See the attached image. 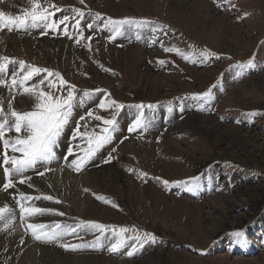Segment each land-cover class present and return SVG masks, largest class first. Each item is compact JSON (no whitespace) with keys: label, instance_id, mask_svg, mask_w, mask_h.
<instances>
[{"label":"rangeland","instance_id":"obj_1","mask_svg":"<svg viewBox=\"0 0 264 264\" xmlns=\"http://www.w3.org/2000/svg\"><path fill=\"white\" fill-rule=\"evenodd\" d=\"M185 2L184 9L172 0H84L83 4L80 0H40L42 5L54 3L63 9L56 17H72V9L85 12L84 39L79 44L74 19L68 22L69 35L62 31L42 35L43 29L0 31V57L61 73L77 87L78 98L84 91L105 90L85 98L74 110L56 148L57 159L45 166L50 170L44 177L37 174L43 170L39 166L27 173L32 177L29 183L39 191L18 183L7 190L0 187L4 197L0 207L8 205L13 210L10 227L0 222V234L6 241L0 247V264H31L25 256L30 246L51 248L62 260L86 259L87 264H264V0ZM198 6L205 8L206 17L195 12ZM30 7V0H0V11L11 17L23 15ZM95 13L105 21L135 18L153 23L138 31L128 29L123 37L110 40V33L97 27L104 21L87 29ZM147 27L155 29L149 40ZM156 35H160L158 42ZM16 40L30 44L27 48ZM204 50L215 55L205 59ZM249 60L254 67H238ZM144 65L149 67L147 80L139 74ZM16 66L8 65L9 76ZM45 75H36L27 84H36ZM41 87L49 91L46 84ZM205 92H211V97L193 98ZM105 93L125 105L116 117L118 131L112 143L81 171H74L64 158L73 160L80 152L77 145L86 146V140L72 139L75 124L80 123L82 133L94 128L100 131L97 126L102 127V122L85 114L92 111L94 116L111 118L110 110L98 107ZM10 104L21 112L34 107L33 99L19 86L10 87L9 79L8 85L0 86V107L9 113ZM138 104L154 106L144 109L151 124L146 130L128 132L137 115L133 106ZM191 116L199 119L200 129L190 125L187 119ZM69 148L73 155H68ZM2 153L0 143V160ZM109 154L113 159L104 163ZM56 175L59 182L54 184ZM86 175L89 179L83 180ZM42 177L44 187L33 183ZM193 178H197L193 191L177 183ZM5 180L0 167V183ZM20 192L53 196V201L34 203L64 215L23 217L17 204ZM81 221L117 230L135 227L141 234H154L157 240L145 243L129 257L128 246L136 243L131 232L126 234L128 246L112 252L108 248L116 237L111 233L96 248L71 250L38 241L27 228L28 223L76 227L77 232L66 235L62 243L91 245L99 233L78 227ZM237 231L247 240L243 247L232 235ZM149 254L155 263L149 262Z\"/></svg>","mask_w":264,"mask_h":264},{"label":"snow or ice","instance_id":"obj_2","mask_svg":"<svg viewBox=\"0 0 264 264\" xmlns=\"http://www.w3.org/2000/svg\"><path fill=\"white\" fill-rule=\"evenodd\" d=\"M83 4L84 0H80ZM31 7L24 11L23 15L11 17L5 15L0 11V31L8 29L9 31L17 30L23 32H29L32 30L43 29L42 35L48 32L57 33L63 32L64 35H69L70 19L75 20V24L72 26L76 31L75 42L80 43L84 39L83 29L81 23L85 16V12L81 9H72L73 16L64 15L56 17V13L63 11L58 8L54 3H47L42 5L40 0H30ZM55 17V18H54ZM79 17V18H76ZM97 21H104L102 24L97 25L100 30H106L110 33L109 39L115 40L119 37L126 35L128 29L139 30L144 26L151 25L153 22L146 19L137 20L135 18H123L112 19L105 18L100 13H95L92 19L87 22L86 27L88 30H92L93 26L97 24ZM61 25H64L61 29ZM70 38H72L70 36ZM139 38V36L137 37ZM88 41H91V36L88 37ZM91 49L89 48V51ZM165 51H173L171 48H165ZM179 54V49L176 50ZM201 55L207 59L215 55L211 51L204 50ZM186 58V57H185ZM163 63V61H161ZM9 64L17 65L11 70L9 76ZM253 60H249L246 64H239L240 69H247L254 67ZM23 73V75H21ZM46 73L38 83L28 85L27 82L32 80L36 75ZM19 76V79L17 77ZM55 77L56 80L50 79ZM10 79V87L12 89L19 86L23 93L28 94L33 99V110L21 112L11 108L9 105V113H5L3 108L0 107V143L3 146V159L0 160V167H3V172L6 180L0 183V187L4 190L9 188H15L16 184H27L29 188L34 191L35 186L29 183L32 179L31 175H27L30 171H35L38 166L43 168L42 171H38L37 174L43 176L46 171L50 169L45 166L57 159L56 148L59 145L60 138L62 137L65 128L70 123L74 110L82 106L85 103V98H91L95 92L105 91L102 89H96L92 92L84 91L82 96L77 97V87L70 82L64 80L63 76L59 72H53L49 69L40 68L37 66L27 65L24 61H16L15 58L0 57V86L8 85ZM47 85L49 91H45L41 86ZM110 93H105V97L98 104V107L104 111H111V118L105 119L99 115L93 114L92 111H88L85 116L102 122L100 131L96 132L95 128L92 132H81V125L76 122L74 131L72 133V139L76 140L78 137L80 140H86V146L77 145L80 152L71 161H65L74 169V171H81L94 157L95 155L106 145L112 143L115 133L118 131L117 115L125 107V105L118 103L114 99H109ZM211 92H205L201 96L193 97L194 99L210 98ZM137 110V115L134 118L131 125L128 127V132H133L137 128L146 130L151 121L146 117L144 109L151 110L153 105L138 104L133 106ZM169 111H172L170 108ZM85 116H81V120L85 119ZM239 123V121H238ZM24 135H21V133ZM15 133V135H9ZM122 142V141H121ZM116 149L113 148L112 151ZM11 152V155H9ZM19 154V155H17ZM68 155H73L72 148L68 149ZM113 157L109 154L104 163L109 162ZM146 176V173H142ZM160 179V178H156ZM168 181H163L165 187L168 185ZM182 184L188 191H193L197 186V178H193L190 181L177 182ZM45 200L53 201L54 197L51 195L40 194L32 196L23 192L19 193L17 201L20 214L23 217L44 216L45 214L55 213L56 215L63 216V212L57 210L38 207L34 201ZM59 203L58 200L54 201ZM107 202V201H105ZM13 210L8 205L0 207V222L5 223L6 228L10 227L12 221ZM78 227L83 228L93 234L99 233L96 237V242L91 245H69L62 243L66 235L74 234L77 232L76 227L62 226L60 223L54 225H45L43 223H28L27 228L32 231V235L38 241L44 243H59L61 247L71 250H77L78 248L93 247L96 248L99 242L106 237V234L111 233L116 239L110 242L108 248L109 251L116 252L121 247L128 246L127 233L131 232V239L136 243L128 246L129 250L127 255L132 257L138 250L142 248L145 243H155L157 238L151 233H140L135 227H120L118 230L114 226H107L99 222L81 221ZM241 247L245 246L247 240L243 232H234L232 234Z\"/></svg>","mask_w":264,"mask_h":264},{"label":"bare ground","instance_id":"obj_3","mask_svg":"<svg viewBox=\"0 0 264 264\" xmlns=\"http://www.w3.org/2000/svg\"><path fill=\"white\" fill-rule=\"evenodd\" d=\"M172 1H174L175 3V6H177V7H183L184 9H185V7H186V5L188 6V3L187 2H185V0H182V2H181V0H172ZM190 4V3H189ZM194 8H195V6H194ZM204 7L202 6H198V8H196L195 9V12L197 13V11H198V13L197 14H204V17H206V13H205V8L203 9ZM208 13V12H207ZM206 14V15H205ZM212 15H213V13H211ZM219 14V13H218ZM215 19H216V16H215ZM206 20V19H205ZM214 20V19H213ZM220 20V19H219ZM205 22H207V21H205ZM209 23V22H208ZM147 29V32H149V33H151V35H149V37H148V40L149 39H151V37H152V35H153V31L155 30L153 27H147L146 28ZM18 37V36H17ZM159 38H160V35H156V37H155V39H156V42H158V40H159ZM14 39V38H13ZM23 40V39H22ZM17 41V44H24V45H28V44H30V41H28V40H25V41H20V40H16ZM35 42V41H34ZM29 47H31L30 45H29ZM27 48H28V46H27ZM36 51V50H35ZM141 66V65H140ZM148 70H149V67H146L145 65H144V67H143V70H140L139 71V74H141V75H143L144 77H146V80H147V77H149V73H148ZM158 85V84H157ZM159 86V85H158ZM157 86V87H158ZM214 94V93H213ZM187 120H189V122H190V125L192 126V127H194V128H201L202 126H201V123H200V121H199V119H197L195 116H191L189 119H187ZM203 124V123H202ZM207 127V126H206ZM209 127V126H208ZM209 128H211V127H209ZM204 129V128H203ZM214 129V128H213ZM173 130V129H172ZM210 132H212V131H210ZM225 132V131H224ZM214 134V133H213ZM211 137V136H210ZM214 139H215V136H214ZM215 144H216V142H215ZM68 165V164H67ZM110 170H112V169H110ZM103 171V170H102ZM106 171V170H105ZM104 171V172H105ZM69 172V171H68ZM89 172V171H88ZM115 172V171H114ZM67 173V172H66ZM95 173V172H94ZM103 173V172H102ZM109 173V172H108ZM110 174V173H109ZM68 175V174H67ZM84 175V174H83ZM91 175V174H90ZM87 176L88 175H86V176H84L83 178V180H88L89 178H87ZM44 177V176H43ZM43 177L42 178H40V179H34L33 180V183H37V184H39V185H41V186H43L44 187V185H45V183L43 182L44 181V179H43ZM68 177V176H67ZM91 177V176H90ZM102 178V177H101ZM62 179H65V178H62ZM69 179H70V174H69ZM72 179V178H71ZM109 179V178H108ZM213 179V178H212ZM59 180V178H58V175H56V176H54V178H53V182H54V184L55 183H57V182H59L58 181ZM62 182V181H61ZM101 182V181H100ZM53 187V186H52ZM35 194V193H34ZM37 194V193H36ZM5 199L6 200H8V197L7 196H5ZM4 200V197H3V195H0V202L1 201H3ZM78 202H80V201H78ZM94 205V204H93ZM96 205V204H95ZM75 207V206H74ZM99 208V207H98ZM5 244H6V241H5V238H3V234H0V247H3V246H5ZM38 254H40V258H38L37 256H38ZM153 255V254H152ZM152 255H150L149 254V256L150 257H152V258H150V260H149V262H152V263H155V257H153ZM25 256H26V263H28V262H30L31 264H87V260L86 259H82V258H75V259H67V260H62L61 258H59V255L57 254V251H55V250H51V248H47V247H38V246H30V247H28L27 248V251H26V254H25ZM149 256H147V257H149ZM89 260H91V259H89ZM25 262V261H24ZM89 263V262H88ZM129 263V262H128Z\"/></svg>","mask_w":264,"mask_h":264}]
</instances>
